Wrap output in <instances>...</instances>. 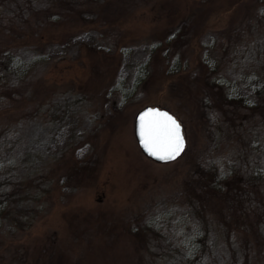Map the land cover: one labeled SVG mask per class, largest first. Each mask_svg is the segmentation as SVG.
<instances>
[{"label": "rangeland", "instance_id": "374dc122", "mask_svg": "<svg viewBox=\"0 0 264 264\" xmlns=\"http://www.w3.org/2000/svg\"><path fill=\"white\" fill-rule=\"evenodd\" d=\"M91 1L79 3V18L85 24L63 23L75 25L76 31L28 49L25 56L18 53L0 71L13 76L16 72L15 88L22 84L38 88L37 99L25 116L27 109L7 110L8 99L0 98V205L1 200H7L0 209V237H4L0 238V264H171V251L181 250L184 241L192 242L193 228L202 235L203 222L217 220L221 212L210 196L222 194V183L229 185L243 179L247 189L239 196L246 198L237 196L233 200L236 212L242 210L247 215L252 209L245 205L258 199V195L247 196L248 187L260 174L264 182V154H260L264 153V31L253 38L252 30L244 23L242 32L236 31L226 45L218 31L232 28L235 23L228 22L230 14L221 20V13H209L204 30L195 40L198 43L193 45L204 67L188 53L187 62L169 50L149 55L153 52L144 39L158 22L152 11L141 8L129 14L124 24H118L120 27L109 26V40L118 32L122 34V26L132 39L130 42L123 37L126 46L115 49L101 32L100 19L93 28L88 25L99 12ZM175 1V12H182L175 24L186 32V19L193 17L198 7L187 4L192 0ZM42 3L45 1L37 2L33 10L38 12ZM13 7L8 4L3 10L13 15ZM88 50L117 54L110 79L102 74L104 67L97 70L93 65L92 60L98 57L104 66L101 55L90 56ZM157 55L167 58L168 64L160 66L156 58L151 73L155 80L148 82L139 95L127 98L129 93L123 91L130 86L134 72ZM114 75L122 84L121 98L105 91ZM176 78L188 88L217 91L207 97L202 93L198 102L178 98L171 86ZM3 89L0 87V91ZM146 105L176 112L183 121L177 117L183 126L186 150L176 161L151 165L152 161L140 152L133 136V121ZM246 108L255 110L254 119L243 116ZM250 123H257V127L252 128ZM226 124L235 134L230 142L221 141ZM218 129L221 132L217 140ZM251 129H260L261 138L255 137ZM242 131L245 134L238 136ZM196 162L201 173L208 175L206 182L202 178L192 181ZM3 189H7L4 195ZM225 191L228 193L227 188ZM259 194L264 201V190ZM257 210L264 213V205ZM100 221L115 222L116 226L96 238ZM220 230L219 226L213 227V239L205 234L197 242L195 237L198 253L201 248L210 253L215 246L219 249L216 256L225 254L226 242ZM128 231L135 236L134 246ZM181 251L184 254V249ZM162 253L165 256L159 259ZM211 255L204 260L210 261Z\"/></svg>", "mask_w": 264, "mask_h": 264}, {"label": "trees", "instance_id": "16d2710c", "mask_svg": "<svg viewBox=\"0 0 264 264\" xmlns=\"http://www.w3.org/2000/svg\"><path fill=\"white\" fill-rule=\"evenodd\" d=\"M40 1H45V4L42 3L43 6L40 7L38 12H35L33 10V6ZM47 1L48 4H46ZM216 1L219 0H192L191 2L187 3L189 6L193 5L196 8L198 7L197 12H194V16H189L191 19L189 17L186 19L187 22L189 21L186 27L188 30H190V32L188 30L186 32L183 31L179 24H175L177 21H180L182 13L181 11H178L177 13L175 12V0H97L96 2L92 0L91 5L99 7V12L98 16L95 19L87 23L93 28V23H96L95 21L100 19L101 21L98 24L99 28L101 29V32L105 34V37H107V39L109 40L107 34L111 33V31L109 30L110 25H115L114 27H112L113 29H116L117 26L120 27L121 24H124L128 19L127 16L133 13V11L137 10L136 8H141V10L146 11L150 10L155 14L154 20L158 23L156 26H153L151 28L148 36L144 39L146 40V44L151 48L150 52H153L149 53V55L154 54L156 51V53L158 54L162 53L163 51L169 50L173 52V55L177 54L178 59L187 62L186 58L188 56L186 55L188 53L190 54V57L193 56L192 60L196 61V64H201L202 66L206 67L202 60L199 59L198 55L195 54L193 45L196 46V44L198 43V41L195 40H197V38L200 36V31L202 32L204 30L205 23L209 18V13H221L219 15V19L221 20L226 19V14H230L229 16H227L228 22L235 23L234 27L232 28H225L222 29V31H218L221 42L224 43L225 41L226 45L231 43V39L236 36V31L242 32L241 25L244 23L248 24L245 26V28L252 30V35H254L253 38L259 37L260 34L264 31L262 30L264 29V0H222L224 1L223 3H217ZM69 2H72L73 4H70ZM79 3H81V0H32L29 2L26 0H0V71L4 69L6 63H9L13 59H15L18 53L25 56V51L28 49H37L39 47L45 46V44H48V42H50V40L54 38L67 37L71 32L74 31L76 27L75 25L71 27L66 26L65 24L71 22L85 24L86 21H83L79 18ZM97 3L98 5H95ZM8 4L14 5L12 10H14L16 14L11 10V14L13 13V15H10V11L6 13L5 9L3 10V8L7 7ZM183 11H186V9H184ZM260 15H263V19H261ZM8 18H10V20ZM14 18L20 20L17 21L16 19L14 20ZM6 21L8 22L7 28L5 27L6 29H4L3 26ZM236 22H238L239 24L237 25ZM23 25H25V27H23ZM81 26H78V28H81ZM122 27L120 28L122 29V34L118 32V35H116L115 37L113 35L109 40L110 43L113 42L115 49H117L119 46H126V42L124 41V39L132 42V39L128 37V34L126 36V29H123ZM76 30L77 28L75 29V31ZM58 31L60 32L57 33ZM123 37L125 38L123 39ZM190 39L192 40V42L190 41ZM188 48L190 51L187 52ZM87 54L90 56L101 55V57L103 58L104 66L101 65L98 57L92 60L93 65L97 67V70H101L104 67L102 74L104 76H109L110 79L116 69V61L118 59L117 54L112 53V55L108 56L107 53L96 52L92 50H88ZM163 57L164 56L159 57V55H157L154 59L153 57H151L149 58V60H146L137 68L136 72H134L133 78L130 81V86L123 91L125 94L126 92L129 93V95H127V98L133 95H139L144 86H147L148 82L155 80L156 77L151 74L155 69V64L158 62V65L160 64V66L163 67L168 64V61H165L168 59ZM159 58L161 59L159 60ZM155 59L156 63L154 62ZM190 69H192V67ZM105 70H108V74L104 73ZM203 72L205 73V71ZM14 73V76L13 74H5L4 72L0 74L2 76L0 87L1 89L4 88L6 90L5 91L3 89L0 91V98L2 99L3 97L8 99L10 106L5 107L7 110L11 107L15 111H19V109L21 108V110L24 112V110H26L27 108L29 109L30 104L32 105V103L37 99L38 88L35 86L29 87L24 84L15 88L14 86L18 81V76L16 75V72ZM181 74H183L182 71ZM115 75L112 77V81L109 87L105 89V91L116 93L118 97L121 98L122 92L120 86H122V84L118 82V80H116ZM177 79L178 78L175 79L171 86L178 98L187 97L189 98V100L194 99V102H198L201 99L202 93H204L207 97L208 95H213L212 93H215L217 91L215 89L213 91L209 90L208 92H203L202 87L192 89L188 88L187 84L186 88L184 82L182 80H180L179 82ZM199 83L200 82H198V85ZM7 85L8 87H6ZM192 86L194 85L192 84ZM15 94H17L18 96L14 97ZM28 109L26 112H24V116L30 111H28ZM245 112L246 113L243 116L247 118V120L254 119L256 116L255 110L248 109ZM174 115H176V117L181 120V118L178 116V113L175 112ZM250 126L252 128H255L257 127V123H250ZM229 128L230 126L226 124V127L222 132L219 129L216 130V139L218 140L219 133L221 132V141H232L235 137V134H233V131ZM249 131L253 133L255 132V137L256 135H258L259 138H261L260 129L259 131L257 129H251ZM244 134L245 132L242 131L238 134V136ZM186 153V157L190 156L191 150ZM260 154L263 156L264 153ZM192 158L193 156H191V159ZM149 164L157 165L153 162H149ZM193 168L194 169L191 172L192 181L194 183L195 181L199 182L202 178L204 179V182H206V178L208 177V175H206V172L201 173L198 162H196ZM261 176L262 174H260L259 176L260 180L254 179V181L252 179L253 183H251L250 187H248L250 189L247 196H249V194L253 195V197H256V195H258V199L254 198L253 200H250L249 205H245L247 209H252L247 215L242 214V210L240 212H236L238 211V209H236L237 207L235 204L237 196L240 195L243 189H247L246 187H244V184L242 182L243 179H235V182L229 185H225L224 183H222V186H224L222 188V194L217 193V196L215 197L210 196L211 201L214 203V207L217 208L218 212H221L217 214V220L215 221L211 219L212 223H206L202 221L203 224H200L202 235L195 233L193 228V230H191L190 232V241L192 240V242L189 243V240L188 242H183L184 247L181 250L184 249V254L180 250V248L176 251H171L173 260L170 263L173 264V261L175 260L174 264H264V213L257 210L261 207V205H264L262 196L259 194L260 191L264 190V187L262 186L264 185V182L260 178ZM256 177L258 178L257 175ZM212 182L214 184V187L217 188L218 185L216 182H218V180L216 182ZM257 186L259 188H257ZM226 188L228 189V193L225 191ZM232 190L233 192L230 194ZM6 191L7 189H3L2 194ZM244 196H239V198H246V195ZM234 197H236L235 200H233ZM6 202V199L1 200L0 209L4 208L2 205ZM114 225L116 226L115 222L100 221L98 224H96V238H102L104 233L108 232V230L111 231L110 229L115 227ZM216 226H219L221 228L220 231L224 234L227 247L225 254L222 252L216 256V254H218L219 252V249L215 246H213V249H215V251L210 248V253H208V249L205 250L201 248V252L198 253L199 248H197V245L195 246L194 243L195 237L197 239V242L202 241L205 237V234L210 235L213 239L215 234H212L213 227ZM128 230H130L129 225ZM126 233L129 235L128 238L130 239V243L133 246L136 245L137 241L135 239V236L133 234L131 235V231H128ZM0 238L3 239L4 237ZM217 241L218 240L216 239L215 244ZM187 245H191L190 248H188ZM1 247L2 245H0V249ZM211 254L214 255L210 259V261L204 260L206 256H212ZM164 256L165 255L163 253L160 254L159 259L164 258Z\"/></svg>", "mask_w": 264, "mask_h": 264}, {"label": "snow or ice", "instance_id": "6c2138e0", "mask_svg": "<svg viewBox=\"0 0 264 264\" xmlns=\"http://www.w3.org/2000/svg\"><path fill=\"white\" fill-rule=\"evenodd\" d=\"M140 145L160 161L175 160L185 148L181 125L165 111L147 109L138 118Z\"/></svg>", "mask_w": 264, "mask_h": 264}, {"label": "water", "instance_id": "95a60500", "mask_svg": "<svg viewBox=\"0 0 264 264\" xmlns=\"http://www.w3.org/2000/svg\"><path fill=\"white\" fill-rule=\"evenodd\" d=\"M158 109V110H160V111H165V112H167V113H169L167 110H165V109H162V108H159V107H157V106H149V105H147V106H144L142 109H140L137 113H136V115L134 116V121H133V136H134V139H135V142H136V144H137V146H138V148H139V150H140V152L147 158V159H149L150 161H152V162H154V163H158V164H166V163H171V162H173V161H176L183 153H184V151H185V149H186V139H185V148H184V151L175 159V160H171V161H160V160H157V159H155V158H153V157H151V156H149L145 151H144V149L141 147V145H140V140H139V135H138V118H139V116H140V114L141 113H143L144 111H146L147 109ZM171 116H173L174 118H175V116L174 115H172L171 113H169ZM176 119V118H175ZM177 120V119H176ZM178 121V120H177ZM178 123H179V121H178ZM180 124V123H179ZM181 125V124H180ZM181 130H182V134H183V136H184V133H183V128H182V125H181ZM184 138H185V136H184Z\"/></svg>", "mask_w": 264, "mask_h": 264}]
</instances>
